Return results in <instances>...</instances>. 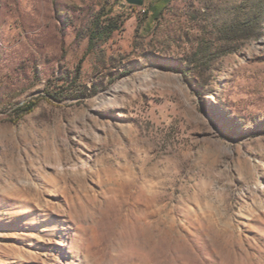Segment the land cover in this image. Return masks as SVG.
<instances>
[{"label":"rangeland","instance_id":"1","mask_svg":"<svg viewBox=\"0 0 264 264\" xmlns=\"http://www.w3.org/2000/svg\"><path fill=\"white\" fill-rule=\"evenodd\" d=\"M0 264H264V0H0Z\"/></svg>","mask_w":264,"mask_h":264},{"label":"trees","instance_id":"2","mask_svg":"<svg viewBox=\"0 0 264 264\" xmlns=\"http://www.w3.org/2000/svg\"><path fill=\"white\" fill-rule=\"evenodd\" d=\"M255 22L253 18L246 26H252ZM119 28V23L111 15H99L93 23L90 39L89 50H92L94 46L100 41H107L113 35V33ZM36 103H30L26 106L25 112H31L35 108Z\"/></svg>","mask_w":264,"mask_h":264},{"label":"water","instance_id":"3","mask_svg":"<svg viewBox=\"0 0 264 264\" xmlns=\"http://www.w3.org/2000/svg\"><path fill=\"white\" fill-rule=\"evenodd\" d=\"M145 0H127L130 4L143 5Z\"/></svg>","mask_w":264,"mask_h":264}]
</instances>
